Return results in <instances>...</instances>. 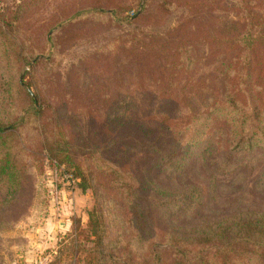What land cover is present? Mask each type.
I'll return each instance as SVG.
<instances>
[{
    "label": "trees",
    "instance_id": "1",
    "mask_svg": "<svg viewBox=\"0 0 264 264\" xmlns=\"http://www.w3.org/2000/svg\"><path fill=\"white\" fill-rule=\"evenodd\" d=\"M44 1L0 5V264L9 210L27 191L31 204L33 168L42 170L44 160L62 166L79 191L90 189L121 211L110 244L96 198L85 228L75 219L71 242L73 253H83L79 264H264V0H224L227 14L208 15L221 20L218 26L191 11L197 1L161 0L150 10L144 0L131 15L128 8H96V16L108 14L114 23L142 24L152 18L161 24L173 6L184 8L168 29L136 27L110 42L133 76L155 86V115L118 113L98 79L77 94L45 95L53 84L37 75L44 60L28 55L26 45L37 34L26 19ZM80 14L50 19L47 41ZM203 43L211 60L219 58L212 72L193 76L194 49ZM25 67L27 88L19 80ZM188 164L207 175L205 183L178 189L158 181L159 175L180 181ZM257 167L255 184L229 195L241 190L236 178ZM228 174L227 183L217 179Z\"/></svg>",
    "mask_w": 264,
    "mask_h": 264
},
{
    "label": "rangeland",
    "instance_id": "2",
    "mask_svg": "<svg viewBox=\"0 0 264 264\" xmlns=\"http://www.w3.org/2000/svg\"><path fill=\"white\" fill-rule=\"evenodd\" d=\"M18 1L0 0V5H12ZM143 1L45 0L31 10L26 24H28L27 28L32 27L37 34L36 37L26 41L27 53L30 56L33 53L34 57L44 60L38 66L37 75L39 78L49 76L53 84L52 87L44 89L45 95L48 98L55 95L62 96V91L65 94L72 92L77 94L79 91L86 90L91 80L98 79L105 85L104 91L110 95L111 108L118 113L131 110L139 115H144L146 112L155 115L158 112L159 100L150 96L155 94V86L133 76L135 70L129 68L127 58L120 50L111 52L113 43L110 42L115 36L133 32L136 27L147 32L168 29L182 19L184 8L173 6L161 24H156L154 18L143 24L132 21L114 23L108 14L96 16L97 13H94L98 10L97 7L105 11L128 8L127 14L131 15L136 9L140 10ZM160 1L150 0L149 9H156ZM190 1H197L189 4L191 11H201L211 26L214 23L218 26L221 22V20H213V17L227 14V11H224V0ZM78 11L81 13L80 16H77L67 29L59 34V38L48 42L47 38L50 34L47 33V23L50 19H55V16L59 14L70 15ZM261 12L264 16V8ZM209 14L213 17L208 18ZM194 53L196 62L192 66L193 76L214 70L219 57L215 60L209 58L206 43L199 44L194 49ZM25 71L27 74L23 78ZM30 76L28 67L23 68L19 80L24 88H27L26 82L30 80ZM69 101L70 98L68 100L70 106L72 103ZM24 111L25 109L22 115ZM179 111L183 113L185 108L182 107ZM193 168L192 164H188L180 181L177 178H171V182L167 183L165 175H159L157 179L164 186L174 184L178 189L194 182L205 183L207 175ZM258 169L260 167L252 171L247 170L246 174L242 175V179L237 177L234 187L238 186L241 190L229 195L242 196L255 184ZM65 174L62 166L59 168L52 166L48 160H44L42 170H39L37 164L34 165L31 204L28 205L29 192L27 191L24 200L11 208L8 213L7 232L1 240L3 264H79L78 258L83 253H73L71 242L74 221L80 219V226L85 228L87 211L92 207L95 198L102 204L108 228L105 242L110 244L117 239L119 229L116 217L121 213L119 208L118 212H114L112 203L109 204L100 194L95 196L90 189L85 192L79 191L69 178L63 176ZM231 177V174L217 175V179L224 183L229 182ZM230 198L226 197V199ZM222 210L224 208L220 209V213ZM81 242L84 246L88 244Z\"/></svg>",
    "mask_w": 264,
    "mask_h": 264
},
{
    "label": "built area",
    "instance_id": "3",
    "mask_svg": "<svg viewBox=\"0 0 264 264\" xmlns=\"http://www.w3.org/2000/svg\"><path fill=\"white\" fill-rule=\"evenodd\" d=\"M63 176H64V177H67V178H69V176H68V175H66V174H65V175H63Z\"/></svg>",
    "mask_w": 264,
    "mask_h": 264
}]
</instances>
